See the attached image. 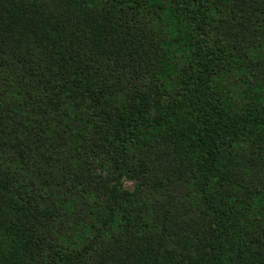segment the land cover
Returning a JSON list of instances; mask_svg holds the SVG:
<instances>
[{
	"label": "trees",
	"instance_id": "1",
	"mask_svg": "<svg viewBox=\"0 0 264 264\" xmlns=\"http://www.w3.org/2000/svg\"><path fill=\"white\" fill-rule=\"evenodd\" d=\"M0 264H264V0H0Z\"/></svg>",
	"mask_w": 264,
	"mask_h": 264
},
{
	"label": "rangeland",
	"instance_id": "2",
	"mask_svg": "<svg viewBox=\"0 0 264 264\" xmlns=\"http://www.w3.org/2000/svg\"><path fill=\"white\" fill-rule=\"evenodd\" d=\"M170 108V103L165 96L156 97L152 100V110L151 115H157L164 110ZM99 172V171H97ZM138 181L136 179H132L128 176H122L120 178H112L109 179V186L115 190L126 189L128 191H134L137 186Z\"/></svg>",
	"mask_w": 264,
	"mask_h": 264
}]
</instances>
